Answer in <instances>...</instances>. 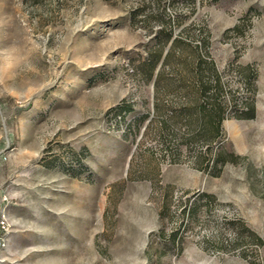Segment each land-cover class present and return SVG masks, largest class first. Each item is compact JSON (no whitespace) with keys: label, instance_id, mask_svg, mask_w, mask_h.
<instances>
[{"label":"rangeland","instance_id":"374dc122","mask_svg":"<svg viewBox=\"0 0 264 264\" xmlns=\"http://www.w3.org/2000/svg\"><path fill=\"white\" fill-rule=\"evenodd\" d=\"M1 150L0 264H264V0H0Z\"/></svg>","mask_w":264,"mask_h":264},{"label":"trees","instance_id":"16d2710c","mask_svg":"<svg viewBox=\"0 0 264 264\" xmlns=\"http://www.w3.org/2000/svg\"><path fill=\"white\" fill-rule=\"evenodd\" d=\"M159 36V39L157 43L154 45V48L152 52L147 56V64L148 67L146 69L147 76L152 77L154 74V115L151 118L157 119V122L159 124V128L161 130H170L173 132V123L170 121L169 118L173 115L174 111H172L171 115H167L168 108H173L171 97L166 96V92L164 91L163 87L166 86L168 88L171 79L169 77H166L163 74V67L166 64H169V66L174 62L175 60L173 56L174 52V44L176 42L175 38H172V35L170 31H168L165 28H162L158 31L157 37ZM166 50V51H165ZM160 67L155 72V66L157 62H160ZM202 94H205V87L201 90ZM185 97L183 96V99L178 103L179 109L181 113H183V110H187L188 105L185 103ZM199 100V99H197ZM204 100H199L196 103V107L200 110L204 109ZM185 123V122H184ZM219 120H217V124L214 125V130L218 129ZM171 132V133H172Z\"/></svg>","mask_w":264,"mask_h":264},{"label":"built area","instance_id":"2783aa9c","mask_svg":"<svg viewBox=\"0 0 264 264\" xmlns=\"http://www.w3.org/2000/svg\"><path fill=\"white\" fill-rule=\"evenodd\" d=\"M8 148H9V150L12 149L11 147H8ZM7 150H5V151L1 150L0 151V159H2V160H6L7 159ZM0 224H1L2 227L5 226V219L2 218V217L0 218Z\"/></svg>","mask_w":264,"mask_h":264},{"label":"water","instance_id":"95a60500","mask_svg":"<svg viewBox=\"0 0 264 264\" xmlns=\"http://www.w3.org/2000/svg\"><path fill=\"white\" fill-rule=\"evenodd\" d=\"M166 51V50H165ZM160 64H161V61L158 63L156 69H155V72L158 70V68L160 67Z\"/></svg>","mask_w":264,"mask_h":264}]
</instances>
